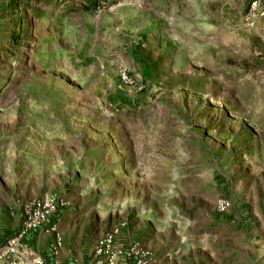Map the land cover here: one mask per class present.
Masks as SVG:
<instances>
[{
    "label": "rangeland",
    "instance_id": "obj_1",
    "mask_svg": "<svg viewBox=\"0 0 264 264\" xmlns=\"http://www.w3.org/2000/svg\"><path fill=\"white\" fill-rule=\"evenodd\" d=\"M248 1L0 0V215L51 195L83 250L118 227L147 264H264Z\"/></svg>",
    "mask_w": 264,
    "mask_h": 264
},
{
    "label": "built area",
    "instance_id": "obj_2",
    "mask_svg": "<svg viewBox=\"0 0 264 264\" xmlns=\"http://www.w3.org/2000/svg\"><path fill=\"white\" fill-rule=\"evenodd\" d=\"M263 15L264 0H249L244 15L245 24L252 26L254 19ZM62 204L61 199L51 195L26 202L20 210L17 230L0 244V264H45L42 257L21 243V237L28 231L47 225L48 231L53 233L49 251L56 254L61 240L50 218ZM226 206L224 201L217 202V212L222 214ZM118 229L114 227L96 239L86 262L73 261L70 264H147L151 260L150 254L136 241L124 243L118 235Z\"/></svg>",
    "mask_w": 264,
    "mask_h": 264
},
{
    "label": "crops",
    "instance_id": "obj_3",
    "mask_svg": "<svg viewBox=\"0 0 264 264\" xmlns=\"http://www.w3.org/2000/svg\"><path fill=\"white\" fill-rule=\"evenodd\" d=\"M58 213V215H57ZM50 218V223L55 222L56 216L58 232L62 237L61 247L57 250L56 254H51L49 251V245L53 238V233L49 232L47 226L36 229L33 231H28L21 237V243L32 249L37 255L44 259L45 264H70L73 261L84 263L86 262L88 256L93 248L94 241L84 250L81 249L78 240L71 244L68 240V233L71 231V226L66 219L67 214L62 211H58ZM18 210H11L8 217L4 218L0 215V244L3 242L6 236H9L17 230L20 223V216ZM97 239L101 236V233H92ZM128 243L127 241H123ZM77 243V244H76ZM153 264H163L159 260L155 261Z\"/></svg>",
    "mask_w": 264,
    "mask_h": 264
}]
</instances>
